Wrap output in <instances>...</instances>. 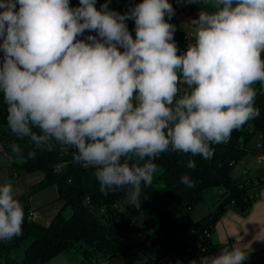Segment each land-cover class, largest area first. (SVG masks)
I'll list each match as a JSON object with an SVG mask.
<instances>
[{"label": "clouds", "instance_id": "9594fccd", "mask_svg": "<svg viewBox=\"0 0 264 264\" xmlns=\"http://www.w3.org/2000/svg\"><path fill=\"white\" fill-rule=\"evenodd\" d=\"M110 2L97 9V0L76 7L70 0H0V95L10 134L37 150H71L73 163L94 169L103 195L126 189L128 205L139 208L160 154L210 160L213 145L259 116L254 85L264 87V0H182L200 6L183 51L168 22L175 15L169 0H143L123 14ZM10 148L24 159L19 144ZM180 182L195 187L188 175ZM17 196L11 182L0 184V242L23 234ZM246 259L233 245L199 264Z\"/></svg>", "mask_w": 264, "mask_h": 264}, {"label": "trees", "instance_id": "16d2710c", "mask_svg": "<svg viewBox=\"0 0 264 264\" xmlns=\"http://www.w3.org/2000/svg\"><path fill=\"white\" fill-rule=\"evenodd\" d=\"M119 1L111 0L109 7L123 14L129 6L120 5ZM104 2L97 0V9ZM169 3L175 10L174 16L193 17L200 10L198 4H185L182 0H169ZM70 4L76 7L79 0H70ZM127 25L134 31L133 20H128ZM254 87L258 117L233 131L229 142L213 145L214 156L210 160L181 152L160 154L154 163L161 172L156 174L150 187L142 186L140 207L126 210L119 208L120 201L126 197V189L103 195L94 169L73 163L72 155L63 147L54 145L51 151L37 150L27 138L19 140L10 134L6 125V106L0 95V143L9 156L10 176L41 172L44 179L34 191L55 185L58 200L62 202L49 224L30 219L29 206L23 204V234L9 243L0 242V264H45L70 250L79 251L85 264H94L100 257L110 255L122 254L124 257L133 248L143 259L139 264H165L166 259L174 255L185 261H197L203 256L217 254L223 246L213 242L211 231L228 209L246 215L253 203L248 199L249 187L245 185L248 179L234 177L232 169L248 154V140L254 134L264 135V94L260 84ZM12 143L22 147L24 159L12 157ZM33 150L36 151L35 158H27V153ZM189 160L195 162L192 169L186 167ZM59 162L67 164L60 172H55L54 165ZM184 175L195 182V187L180 182ZM213 189H219L222 202L211 214L192 219L191 211ZM67 209L71 210L69 217L64 215ZM100 209L104 212H97ZM133 220L144 225L141 236L129 226ZM138 259V255L133 257V260ZM243 264L251 263L245 260Z\"/></svg>", "mask_w": 264, "mask_h": 264}, {"label": "crops", "instance_id": "0c3cea01", "mask_svg": "<svg viewBox=\"0 0 264 264\" xmlns=\"http://www.w3.org/2000/svg\"><path fill=\"white\" fill-rule=\"evenodd\" d=\"M2 57L3 53L0 52V59ZM43 179L44 174L41 172H23L12 178L7 166H0V184L5 180L11 182L18 191L17 198L22 205L27 204L29 209L34 210L39 222L49 224L61 208L62 202L58 200L55 185L34 191ZM210 237L214 243L223 247L233 245L241 247L248 252L246 260L251 264H264V190L260 191V195L253 201L246 215L228 209L211 231ZM45 264H79V259L75 252L70 250Z\"/></svg>", "mask_w": 264, "mask_h": 264}, {"label": "rangeland", "instance_id": "374dc122", "mask_svg": "<svg viewBox=\"0 0 264 264\" xmlns=\"http://www.w3.org/2000/svg\"><path fill=\"white\" fill-rule=\"evenodd\" d=\"M197 15L193 17H187L183 14H178L174 16V24L182 30H186L189 28L188 22L190 19L195 18ZM93 34V33H89ZM133 37L135 36V32L131 33ZM88 35V34H85ZM181 37V36H180ZM178 38L177 43L181 44V38ZM183 51V50H181ZM262 143V140L259 134H254L247 142L246 146L248 148V154L239 161L236 165H234L232 169V175L236 178H243V179H256L258 177L264 176V163L260 162L259 154L257 152L258 145ZM9 160L5 156H0V166L5 165L8 166ZM161 170H158L157 174L160 173ZM261 191L264 190V187L260 188ZM223 198L219 196V189H213L209 191L203 202L197 204L194 209L191 211V218L194 220H198L206 215L211 214L214 212L221 203ZM134 206L128 205L127 198L125 197L119 203V208L121 210H126L127 208H132ZM65 217H69L71 215V210L67 209L64 212ZM135 248L131 249L130 252L126 253L123 257L122 254L118 255H110L107 257H100L98 260L94 262V264H139L143 263L142 257L139 255V252L134 253ZM76 256L79 259V264H85L83 262L82 254L79 251L73 250ZM139 256L138 260H133L134 256ZM178 259V258H176ZM78 261V260H77ZM85 261V260H84ZM181 260H176V264H180ZM90 264V263H89ZM197 264H199V260H197Z\"/></svg>", "mask_w": 264, "mask_h": 264}, {"label": "built area", "instance_id": "2783aa9c", "mask_svg": "<svg viewBox=\"0 0 264 264\" xmlns=\"http://www.w3.org/2000/svg\"><path fill=\"white\" fill-rule=\"evenodd\" d=\"M138 3H141V2L139 0H120L119 1V4L120 5H128V6L129 5H135V4H138ZM168 22L174 24L173 18L170 21H168ZM129 31H130V33L134 32L133 29H131ZM85 34H89V33L86 32ZM93 35H95V33H93ZM179 37L181 38V44H178L177 43V40H178ZM174 40H175V42L177 43V46L180 49H182V50L186 49V47H187V45L189 43V40L187 38V31L186 30H182V29H180L179 27L176 26V32L174 33ZM259 136H260V138L262 140V143L258 145L257 152H258L259 157H260L259 158L260 162L264 163V135L260 134ZM68 151L72 155V151L71 150H68ZM1 155L5 156L6 158L9 157L8 154H7V152L4 150L2 144L0 143V156ZM66 164H67L66 162H59V163H57L56 165H54V171L55 172H60L64 168V166ZM75 164H77V163H75ZM78 165H81V164H78ZM245 185L247 187H249V190H248V199L254 201L260 195V191H261L260 188L261 187H264V176L258 177L256 179H248L246 181ZM97 212L102 213V212H104V210L103 209H100V210H97ZM28 216L32 220H37V214L32 209H29ZM129 226L131 228L137 230L138 236H141L142 235V231H143V228H144V225L143 224L140 225V223H136L133 220V221L130 222ZM205 233L207 235H209V232L208 231H206ZM144 239H145V237H144ZM175 258H177L176 255H174L173 257L167 258L165 264H176V259ZM179 259L181 260L180 264H190V262H191V261H185L182 258H178L177 260H179Z\"/></svg>", "mask_w": 264, "mask_h": 264}, {"label": "water", "instance_id": "95a60500", "mask_svg": "<svg viewBox=\"0 0 264 264\" xmlns=\"http://www.w3.org/2000/svg\"><path fill=\"white\" fill-rule=\"evenodd\" d=\"M262 93L264 94V87H262Z\"/></svg>", "mask_w": 264, "mask_h": 264}]
</instances>
